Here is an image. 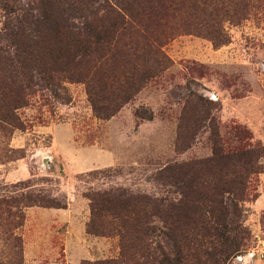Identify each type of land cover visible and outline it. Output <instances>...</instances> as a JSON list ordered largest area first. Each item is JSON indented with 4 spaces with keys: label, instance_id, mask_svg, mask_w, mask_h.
<instances>
[{
    "label": "rangeland",
    "instance_id": "374dc122",
    "mask_svg": "<svg viewBox=\"0 0 264 264\" xmlns=\"http://www.w3.org/2000/svg\"><path fill=\"white\" fill-rule=\"evenodd\" d=\"M36 4L0 0V42L7 6ZM170 15L163 26L168 41L159 47L165 63L159 75L114 117L103 120L94 114L85 84L64 83L37 93L18 111L25 130L0 131V201L42 194L67 204L66 209L26 208L20 201L4 206L0 264L118 259V238L87 233V196L122 189L179 200L177 188L159 173L167 166L211 158L214 152L209 120L188 133L181 129L193 116L187 110L192 101L213 103L202 114L217 118L225 150L237 147L241 137L264 146V0L188 3ZM209 29L227 35L229 42L215 46ZM260 164L264 168V157ZM250 181L249 197L241 207L251 238L229 264H264V170ZM28 182L31 187L25 188ZM21 183L25 186L18 187ZM156 239L175 256L167 236L159 233Z\"/></svg>",
    "mask_w": 264,
    "mask_h": 264
},
{
    "label": "trees",
    "instance_id": "16d2710c",
    "mask_svg": "<svg viewBox=\"0 0 264 264\" xmlns=\"http://www.w3.org/2000/svg\"><path fill=\"white\" fill-rule=\"evenodd\" d=\"M36 1L33 7L8 5L5 10L0 42L2 133L25 130L18 111L37 93L64 83L85 84L94 114L111 119L159 75L165 64L159 47L168 41L163 26L170 13L210 0ZM208 31L215 46L229 42L227 35ZM211 105L203 99L192 101L187 110L193 116L183 119L181 129L188 133L209 120L213 156L167 166L159 173L177 188L179 200L122 189L87 196L91 210L87 233L118 238L121 252L118 259L83 264H229L245 251L251 233L243 223L241 203L249 197L250 180L263 173L264 146L241 137L237 147L225 150L217 118L211 112L202 114ZM177 149L181 150L179 143ZM28 184L25 188L31 187ZM19 201L26 208H67L42 194H23L21 199L1 200L0 211ZM159 233L173 243L174 257L157 242Z\"/></svg>",
    "mask_w": 264,
    "mask_h": 264
}]
</instances>
